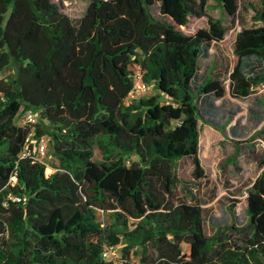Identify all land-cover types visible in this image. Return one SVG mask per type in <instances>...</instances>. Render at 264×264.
I'll use <instances>...</instances> for the list:
<instances>
[{
	"label": "trees",
	"instance_id": "obj_1",
	"mask_svg": "<svg viewBox=\"0 0 264 264\" xmlns=\"http://www.w3.org/2000/svg\"><path fill=\"white\" fill-rule=\"evenodd\" d=\"M216 1L235 20L239 0ZM63 4L0 0V72L18 63L0 80V264H116L102 252L121 239L120 264H135V244L139 264H264L263 156L247 222L230 235L202 200L174 193L178 160L203 178L199 121L220 127L212 107L225 93L222 71L198 70L225 36L222 20L206 14V0H87L77 18ZM155 4L170 21L152 15ZM246 5L253 25L236 34L226 70L232 97L264 82V0ZM189 16H207V27L183 33ZM136 68L154 95L128 98ZM23 104L39 115L33 138L46 135L58 161L49 174L32 147L22 155L30 128L14 119ZM97 211L113 223L102 226Z\"/></svg>",
	"mask_w": 264,
	"mask_h": 264
},
{
	"label": "rangeland",
	"instance_id": "obj_2",
	"mask_svg": "<svg viewBox=\"0 0 264 264\" xmlns=\"http://www.w3.org/2000/svg\"><path fill=\"white\" fill-rule=\"evenodd\" d=\"M250 1L255 0H239L238 14L233 20L223 13L216 0H206V14L220 18L227 27L223 40L211 44L209 56L200 58L198 70L200 77L208 76L212 71H222L225 93L221 98L214 99L212 107L216 112V116L212 118L220 127L199 121L198 156L203 168V178L192 177L193 165L189 158H182L174 165V173L178 180L174 188L175 195L187 201L202 200L203 207L207 209V219H216L221 224V229H227V235L234 230L231 227L239 228L247 222L248 190L260 171L258 160L264 157V82L253 87L247 97H232L229 94V81L226 78V70L230 67V63L231 65L236 63L233 52L236 34L241 29L253 25L252 10L246 5ZM86 4L87 0H64L63 12L72 18H77L83 14ZM151 13L157 19L170 21V18L159 13L156 4L151 7ZM207 21V16H189L186 24L178 28L185 34H193L199 28H206ZM244 61L249 62V60ZM17 66V61L11 59L0 72V80H12ZM154 94L155 90L149 84L146 90L138 92L137 97ZM26 109V105L23 104L14 119L16 125L24 123L23 114ZM46 144L44 156L38 157L47 165L45 172L49 174L52 171L50 167L57 165L58 161L49 152L48 141ZM126 157L129 160L136 158L129 154ZM103 159V152L98 146H94L92 160L98 162ZM96 219L102 226L111 225L114 221L108 211H97ZM211 225L206 223V231L209 234L214 232V227ZM123 245V239L112 245L115 254L111 253L110 259L107 260L120 264V250ZM182 249L188 252L186 244L182 245ZM139 250L136 244L132 248L131 259L135 264H139Z\"/></svg>",
	"mask_w": 264,
	"mask_h": 264
},
{
	"label": "built area",
	"instance_id": "obj_3",
	"mask_svg": "<svg viewBox=\"0 0 264 264\" xmlns=\"http://www.w3.org/2000/svg\"><path fill=\"white\" fill-rule=\"evenodd\" d=\"M133 87L128 93V98H135L138 95L139 91L146 90L149 84L145 83L142 80V73L140 70L137 68L134 70V75H133ZM24 123L26 124L29 128L30 131L27 134L25 138V146H24V151L22 155L29 154L30 148L32 147V151L34 152L35 157L39 160L38 156H44L46 149H47V141L48 137L46 135L40 136L38 139H34V131L36 124L39 123V115L38 112L33 110V109H26L24 111ZM12 180H15L14 176L12 177ZM16 200H19V198H16ZM114 255V249L112 246H105L104 250L102 252V256L105 260L110 259V255Z\"/></svg>",
	"mask_w": 264,
	"mask_h": 264
}]
</instances>
